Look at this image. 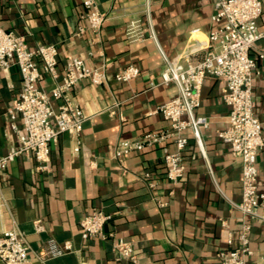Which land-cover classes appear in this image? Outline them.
Instances as JSON below:
<instances>
[{
    "label": "crops",
    "instance_id": "1",
    "mask_svg": "<svg viewBox=\"0 0 264 264\" xmlns=\"http://www.w3.org/2000/svg\"><path fill=\"white\" fill-rule=\"evenodd\" d=\"M83 2L0 0V28L24 36L30 48L57 46L61 74L69 56L81 58L89 68L105 65L108 73L107 84L83 82L70 93L86 114L103 111L84 124L79 153L74 152L70 135H63L51 146L48 170H39L34 155L21 154L0 175V236L12 229L25 235L32 250L27 264H219L220 252L239 245L243 226L241 213L232 205L242 199V159L218 137L230 111L222 100L225 81L208 78L204 84L196 114L207 118L208 126L201 128V144L193 129L185 131L186 173L180 184L168 180L164 159L166 151L177 152L174 141L133 151L124 166L112 157L120 142L170 128L155 110L178 90L173 84H153L159 83L166 59L198 60L205 55L214 0H95L108 20L99 33L81 34L79 29L88 27L82 19ZM134 19L142 20L147 36L143 41L132 42L126 36ZM259 21L264 30V0ZM152 34L155 40L150 39ZM256 47L264 49V42ZM130 65L141 74L131 82H118L116 74ZM258 68L254 109L264 122V60ZM21 83L18 68L0 70V155L19 147L7 112ZM42 83L48 91L55 84L48 75ZM116 102L120 106L107 111ZM17 123L22 132L20 117ZM258 168L259 191L264 193V150ZM147 174L157 182L154 189L145 179ZM159 200L166 206L160 207ZM95 209L112 215L104 229L108 237L84 239L80 222ZM111 234L134 244L136 263L117 259ZM52 239L60 245L71 243L74 251L45 257ZM251 242L249 264H264V226L259 221L253 222Z\"/></svg>",
    "mask_w": 264,
    "mask_h": 264
},
{
    "label": "built area",
    "instance_id": "2",
    "mask_svg": "<svg viewBox=\"0 0 264 264\" xmlns=\"http://www.w3.org/2000/svg\"><path fill=\"white\" fill-rule=\"evenodd\" d=\"M82 19L88 27H81L79 33L87 30L99 33L108 20L95 0H84ZM215 12L212 16L213 28L208 34V45L201 59L190 56L166 59L160 74V81L153 86L175 85L178 93L173 98L159 105L155 113L169 121L170 128L160 133H149L135 141L120 142L112 154L113 159L124 166L125 158L133 151H142L174 141L177 152L165 153L168 180L178 185L185 176L183 152L188 144L185 131L193 129L199 144L202 143L201 128L208 126L205 117L196 112L202 102L203 87L208 78L225 81L222 93L223 102L229 107L226 126L218 131V137L227 144L232 153L242 159V199L232 202L233 208L241 213L243 226L238 233L239 245L218 254L219 264H249L253 255L251 248V231L253 222L259 221L264 226V193L259 191L258 157L264 150V122L257 117L254 109V80L260 71L259 61L264 60V49H257L259 41L264 42V30L258 22L263 15V0H214ZM149 11V9H148ZM195 30L194 32H197ZM126 36L132 41H143L147 38L141 19L131 20L126 27ZM156 35L149 36L156 39ZM18 68L21 75V91L17 100L8 109L10 128L18 133L19 147L6 155H0V175L8 165L21 154H32L41 171L48 170L51 160V146L63 135H70L75 141L74 152L79 153L84 124L101 112L86 114L71 98V91L83 82L102 86L108 82L106 66L89 68L79 57L69 56L64 72L59 68V49L55 45L40 44L30 48L24 36L16 31L0 28V70L8 73L11 68ZM141 70L130 65L115 76L121 83L135 80ZM44 75L55 82L51 90L42 86ZM56 102L60 104L56 105ZM114 103L107 111L119 107ZM113 112V111H112ZM20 117L23 131L17 123ZM145 179L150 188L157 186L156 180L147 174ZM160 207L166 206L158 201ZM112 215L95 209L80 222L84 239L93 237L107 238L104 229L111 222ZM225 224V222H223ZM37 231L41 225L37 222ZM113 250L117 259L136 263L135 246L114 234ZM234 239L230 235L229 244ZM31 248L25 235L18 229L3 232L0 236V262L2 264H27ZM74 251L71 243L63 245L55 240L48 242L45 257H56ZM44 259L43 256H39ZM204 264V263H199Z\"/></svg>",
    "mask_w": 264,
    "mask_h": 264
}]
</instances>
